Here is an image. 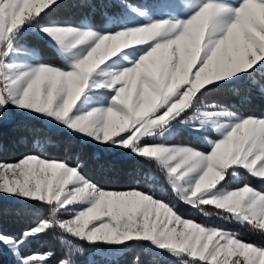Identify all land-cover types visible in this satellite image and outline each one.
Listing matches in <instances>:
<instances>
[{"label": "snow or ice", "instance_id": "1", "mask_svg": "<svg viewBox=\"0 0 264 264\" xmlns=\"http://www.w3.org/2000/svg\"><path fill=\"white\" fill-rule=\"evenodd\" d=\"M233 97L264 100V0H0V154L6 128L18 150L0 160V256L52 264L35 246L56 236L58 264H264V246L179 208L264 237V114ZM114 157L155 168L176 202L131 172L102 186Z\"/></svg>", "mask_w": 264, "mask_h": 264}, {"label": "trees", "instance_id": "2", "mask_svg": "<svg viewBox=\"0 0 264 264\" xmlns=\"http://www.w3.org/2000/svg\"><path fill=\"white\" fill-rule=\"evenodd\" d=\"M137 0H130V2H134ZM67 14H62L60 19L64 18H74V15H78V12H69L67 10H64ZM31 43L34 46H40V42L35 40L34 38L31 40ZM43 55L45 56L46 60L49 61H55L56 57L55 54L47 48H42ZM228 104H235L237 105V110L240 112H244L247 114H256L261 115L264 114V100H261L259 98L255 99L254 102L249 106H241L240 100L238 97L230 98L226 101ZM5 133V141L7 144L6 149L2 154H0V160H3L5 162H15L18 158V150L13 146V141L15 137L11 134L9 129H4ZM41 140L43 138H40ZM53 144H57L58 138L53 136L52 138ZM36 140L29 137V144L35 145ZM52 151H56V148H52ZM137 163L136 161L124 158V157H114L113 158V166L112 169L109 170L106 173L107 179L103 181L102 186L106 188H115L116 190H124V188L128 185H131V180L129 179V173L131 172L133 175H138V177L141 179L142 183L140 187H145L148 184H155L158 187H162L167 191L166 199L175 201L174 194L171 192L170 189H168V186L165 182L164 177L162 174H160L155 168L151 167H141V170L139 173H136L137 169ZM253 185L256 187H260L258 183H256L254 180L251 181ZM135 186V185H132ZM159 195V193H157ZM180 213L182 216L188 219H193L196 222L204 223V219L196 212H193L190 208L187 206H184L183 204H179ZM4 227H7L10 231H19L21 227H23L22 223H17L14 219L9 218L5 224ZM243 232V231H240ZM242 239L260 245L264 246V240L259 237H249V236H240ZM35 249L38 251H47L51 250L53 251L56 256L52 261V264H58V261L62 255L61 252V244L60 241L56 236H52L48 238L47 240L40 242L35 246ZM137 255H139L141 264H153L152 257L148 254L138 252V251H132L129 252L122 257L119 258V264H135ZM95 260V264H111L112 260V254H99L93 257L91 253L88 255H85L84 257L79 258V264H89V260ZM0 264H14V261L11 257L4 255L0 256Z\"/></svg>", "mask_w": 264, "mask_h": 264}, {"label": "rangeland", "instance_id": "3", "mask_svg": "<svg viewBox=\"0 0 264 264\" xmlns=\"http://www.w3.org/2000/svg\"><path fill=\"white\" fill-rule=\"evenodd\" d=\"M137 1H134L132 3H136ZM62 14H67L66 12H64V10L58 14V18L61 17ZM79 15V14H78ZM78 15H74V18H64V19H72V20H75ZM98 24H99V21H98ZM264 113V112H263ZM255 181V180H254ZM256 183H258L257 181H255ZM252 183V182H251ZM193 212H196L198 213L203 219H204V224H210V225H214V226H218V227H222V228H225V229H228V230H231V231H235L237 233L240 234V236H249V237H259L261 239L264 240V237H260L259 235L257 234H252L250 233L247 229L245 228H242L238 225H235V224H231V223H226V222H223V221H220L216 218H206L204 217L201 213H199L197 210H194V209H191ZM240 231H243V232H240ZM102 254H111V253H102Z\"/></svg>", "mask_w": 264, "mask_h": 264}]
</instances>
